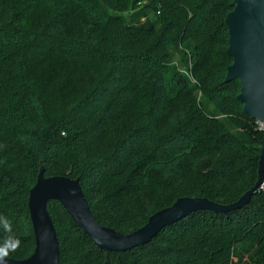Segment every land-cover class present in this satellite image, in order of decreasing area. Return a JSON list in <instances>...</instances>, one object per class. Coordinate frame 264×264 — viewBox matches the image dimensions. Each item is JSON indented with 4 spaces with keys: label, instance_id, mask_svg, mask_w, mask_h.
<instances>
[{
    "label": "trees",
    "instance_id": "trees-1",
    "mask_svg": "<svg viewBox=\"0 0 264 264\" xmlns=\"http://www.w3.org/2000/svg\"><path fill=\"white\" fill-rule=\"evenodd\" d=\"M231 1L0 0V255L35 248L40 166L79 177L95 220L121 233L181 196L230 204L255 183L264 129L224 81ZM46 208L59 264H264V190L124 251Z\"/></svg>",
    "mask_w": 264,
    "mask_h": 264
},
{
    "label": "water",
    "instance_id": "water-1",
    "mask_svg": "<svg viewBox=\"0 0 264 264\" xmlns=\"http://www.w3.org/2000/svg\"><path fill=\"white\" fill-rule=\"evenodd\" d=\"M230 4L232 9L226 14L224 23L228 28L226 53L232 57V62L226 68L224 81L239 80L237 99L243 112L264 123V0H232ZM257 173L255 183L230 204L213 202L201 196H181L150 214L141 227L130 233H121L95 220L79 177L44 176V167L40 166L37 179L28 191L27 202L35 248L32 254L22 259L0 255V264H59L56 228L46 208L49 199L57 200L97 247L124 251L149 243L166 224L190 212L198 209L229 212L247 204L264 178V145L259 153Z\"/></svg>",
    "mask_w": 264,
    "mask_h": 264
},
{
    "label": "built area",
    "instance_id": "built-area-1",
    "mask_svg": "<svg viewBox=\"0 0 264 264\" xmlns=\"http://www.w3.org/2000/svg\"><path fill=\"white\" fill-rule=\"evenodd\" d=\"M258 123H259V127L264 129V123L260 122V121H258ZM257 189H258V191L264 190V178H263V181L259 184Z\"/></svg>",
    "mask_w": 264,
    "mask_h": 264
}]
</instances>
